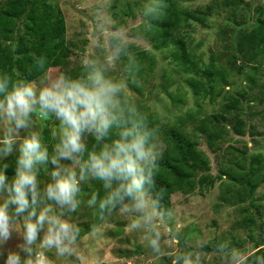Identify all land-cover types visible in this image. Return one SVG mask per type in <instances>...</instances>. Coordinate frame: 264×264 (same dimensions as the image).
<instances>
[{"label": "clouds", "instance_id": "obj_1", "mask_svg": "<svg viewBox=\"0 0 264 264\" xmlns=\"http://www.w3.org/2000/svg\"><path fill=\"white\" fill-rule=\"evenodd\" d=\"M109 8V0L90 6L89 43L78 75L54 71L46 56L33 57V68L41 73L36 80L0 72V161L18 145L11 179L9 165L0 164V245L13 233L23 241L18 251H8L6 264H54L47 254L53 249L57 257L75 256L83 238L71 215L81 208L82 184L91 181L102 186V194L93 191L86 201L93 216L128 218L126 231L139 232L155 257L169 256L170 264H206L211 254L222 264H264V245L252 242L237 247L223 241L205 253L206 238L195 235L184 250L174 248L183 224L155 185L161 129L129 95V85H142L133 49L146 41L140 28L118 22ZM166 9L165 0H143L135 24L151 25ZM122 62L124 77L118 79L112 73ZM49 120L56 122L51 145L39 130V123ZM42 169L49 177L44 183ZM97 228L92 224L90 230Z\"/></svg>", "mask_w": 264, "mask_h": 264}, {"label": "rangeland", "instance_id": "obj_2", "mask_svg": "<svg viewBox=\"0 0 264 264\" xmlns=\"http://www.w3.org/2000/svg\"><path fill=\"white\" fill-rule=\"evenodd\" d=\"M49 1L58 5L65 18V38L72 50L68 67L80 69V56L89 43L87 33L91 26L90 6H94L96 0ZM142 2L143 0H109V12L118 22L128 24L133 29L140 28L144 34L146 43L133 49L141 64L142 85H129V95L142 111L160 118L163 124L161 126H165L188 112L196 113L198 119L218 113L227 102L224 96L229 93L237 97L238 92L245 91V97L241 98L237 110L246 124L244 136L233 133L230 115H226V120L219 121L229 133L224 141L217 142L219 150L216 153L207 147L204 136L198 135V147L207 155L210 173L216 178L212 187H198L188 195L180 192L171 195V208L175 211L177 220L183 224L180 242L174 245V248L184 250L185 241L191 240L195 235L206 238L208 246L214 241H228L237 247H243L245 242H252L253 245L258 242L262 246L264 181L260 176L264 175V167L255 175L253 192L249 187L240 188L229 183L226 177L222 176L221 170L240 160L244 148L246 168L250 156L257 154L261 155L260 164L264 166V94L261 93V90L264 91V53L260 56L259 70L254 71L256 62L245 64L240 59L237 48L239 31L252 30L258 26L259 19L264 17V0H238L237 5H225L223 0H173L177 9L203 18L202 21L188 18L186 24L181 23L179 34L178 31L173 32L175 36L184 37L187 50L197 61L198 68L195 70H185L180 61L173 60V44L154 47L146 35L150 25L135 24ZM233 55H236L238 60L231 65L229 60ZM208 67H217L221 71L223 69L226 75V82L217 76L212 77L214 81L211 84L215 86L212 101L210 96H195L187 85L190 78L208 85L205 74V71L210 69ZM52 69L60 71L58 68ZM112 75L118 79L124 77L123 62L117 65ZM250 76L254 79V87L251 89L248 88L252 84ZM220 88L222 91L217 94ZM172 97L177 102H172ZM55 123L54 120L39 123V130L45 143L49 145L50 129ZM195 125L196 123L188 124L185 131L192 134ZM16 148L18 145L14 146L13 154L0 161V164L7 163L15 168L18 155ZM163 148L162 144L161 153ZM49 150L51 151V147ZM51 170L52 166L49 165V171ZM14 174L15 171L12 175H6L11 179ZM39 179L42 183L49 179L47 170H41ZM91 183L92 181L84 184L89 186ZM225 190L227 194L221 196ZM90 194L82 191L81 208L71 215L73 222L77 223L83 232L76 255L57 257L54 249L49 250L47 254L54 264H170L169 256L155 257L152 254L139 232L126 231L128 218L118 213L106 215L104 220L94 217V210L86 205ZM250 217L255 218V226L246 225ZM90 221H93L91 225H98L95 233L91 232V225L88 228L85 226ZM22 242V238L13 233L6 244L0 245V264H6L8 251H18L17 246ZM204 251L212 252L206 249ZM262 251L264 254V250ZM205 261L206 264H222L218 256L211 254L205 256Z\"/></svg>", "mask_w": 264, "mask_h": 264}, {"label": "trees", "instance_id": "obj_3", "mask_svg": "<svg viewBox=\"0 0 264 264\" xmlns=\"http://www.w3.org/2000/svg\"><path fill=\"white\" fill-rule=\"evenodd\" d=\"M225 5H237L238 0H223ZM167 14L160 20L154 21L149 26L146 34L154 47H165L173 44L171 52L173 60L180 61L185 70H195L197 61L187 50L184 37L177 35L181 23L188 18H195L202 21V17H197L193 13L177 9L173 0H165ZM209 10V8H208ZM207 10V12H208ZM66 24L65 18L57 4L49 0H1L0 1V72L36 80L41 75L33 68V57L46 56L52 68L60 71L70 70L76 76L80 69L69 68V58L72 50L69 48L65 38ZM240 59L247 65L256 62L253 68L258 71L261 58L264 53V17L259 19L258 26L252 30H240L237 42ZM236 55L229 60V64L237 62ZM205 71L208 78V85L200 83L198 80L190 78L187 85L193 90L195 96H210L213 100L214 84H211L212 77L217 76L221 81L226 82V75L219 68L208 67ZM32 69V71H30ZM256 74V73H255ZM252 84L249 89L254 87L253 76H250ZM222 88L216 93H220ZM264 94V91L261 90ZM245 97V91L238 92L235 97L228 93L227 102L222 105L220 112L204 116L198 119L196 113L188 112L185 116L178 117L174 122L165 126L158 117L150 116L152 125H159L161 129V139L164 146L162 154L157 161V171L155 175L156 190H163V203L171 208V195L180 192L184 195L193 193L198 187H212L216 177L210 173V162L207 155L198 147V135H203L207 147L214 153L219 150L218 141H224L228 135V129L219 124L220 120H226V115L232 117V131L238 136L245 135V121L237 111L241 98ZM172 102L177 100L172 97ZM199 114V113H197ZM192 134L185 131L188 124H195ZM89 145L94 140L89 137ZM229 150L231 148L229 147ZM246 148L241 153V159L221 170L222 176L232 185L240 188L249 187L253 192V180L262 169L260 164L261 155H251L246 168L245 161ZM15 171L13 166H9L6 174L12 175ZM264 181V175L260 176ZM85 192L92 193L99 191L102 194V186L99 181H92L91 185H82ZM227 191H222L221 196H225ZM93 222V221H92ZM86 223L88 228L91 223ZM246 225L255 226V218L250 217ZM83 235V232H81ZM218 241H214L206 250H212ZM259 248V243H254ZM263 254V251L261 252Z\"/></svg>", "mask_w": 264, "mask_h": 264}]
</instances>
